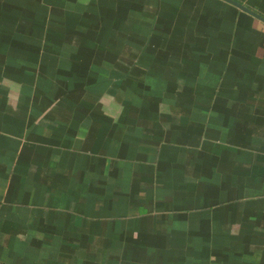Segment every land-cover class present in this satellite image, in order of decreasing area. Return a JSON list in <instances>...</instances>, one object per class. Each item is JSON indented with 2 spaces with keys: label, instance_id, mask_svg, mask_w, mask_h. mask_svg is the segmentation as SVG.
I'll return each instance as SVG.
<instances>
[{
  "label": "crops",
  "instance_id": "crops-1",
  "mask_svg": "<svg viewBox=\"0 0 264 264\" xmlns=\"http://www.w3.org/2000/svg\"><path fill=\"white\" fill-rule=\"evenodd\" d=\"M75 1L0 0V264H264V20L227 0ZM84 11L171 34L150 55L122 38L81 55V33L49 54L48 17Z\"/></svg>",
  "mask_w": 264,
  "mask_h": 264
},
{
  "label": "trees",
  "instance_id": "trees-1",
  "mask_svg": "<svg viewBox=\"0 0 264 264\" xmlns=\"http://www.w3.org/2000/svg\"><path fill=\"white\" fill-rule=\"evenodd\" d=\"M134 3V2H133ZM135 4V3H134ZM97 14V13H84L79 15H61L62 18L57 17L54 13L48 17L49 24H51V27H53L49 33L54 32V28L56 24L59 22H64L63 28L59 29L56 34L52 35L53 37H48L49 42L54 41L59 38H64L67 40L69 36L72 33H81L84 34V37H92L94 40L97 41V43L89 45V46H81V55L89 54L91 56L93 55H102L104 53H111V54H120V48L119 46V38H122L124 40V43L127 42V48H129V51L134 48L135 44L137 43L139 45L140 49H145V54H154L157 50V47H159V44L157 45L156 41L157 39H167L169 37L170 32L165 31L162 27V25H159L161 23L160 18L152 19L149 18L146 20L148 23H144L143 26L147 27L146 30H137L135 28L130 29V25L134 26V19H129L130 25L128 29L123 28V25H119V22L123 21L125 22L124 16H121L122 14ZM130 17H133L131 14H129ZM129 17V18H130ZM71 18L72 21L68 22L67 20ZM80 19L81 27H84L85 30H77V29H69V26H72L73 19ZM148 18V17H147ZM117 20V23L110 22ZM70 24V25H68ZM136 24V19H135ZM80 26V25H79ZM144 29V28H143ZM102 39H106L104 42L101 41ZM111 39V40H110ZM137 39V40H136ZM161 42V41H159ZM107 43V44H105ZM153 44H156L154 46ZM67 43L65 42V48ZM63 45L58 44L55 46L54 44L50 46L48 49V53H55L61 52L63 49ZM98 60V58L96 59ZM98 62V61H97ZM91 76H94V79L90 78V82L88 83L89 86H91L93 83H98L100 80L99 77L101 76L100 73H93L91 72ZM82 78V75H81ZM80 78V80H81ZM87 79V78H86ZM85 93H82L80 95V101L83 103L85 102Z\"/></svg>",
  "mask_w": 264,
  "mask_h": 264
},
{
  "label": "rangeland",
  "instance_id": "rangeland-1",
  "mask_svg": "<svg viewBox=\"0 0 264 264\" xmlns=\"http://www.w3.org/2000/svg\"><path fill=\"white\" fill-rule=\"evenodd\" d=\"M54 1V0H53ZM78 1H81V0H76L75 2H73L74 4H75V6H79V5H81V3L80 2H78ZM46 2V1H45ZM82 2H84V0H82ZM67 9H71V11H73L74 10V8H72V6H71V8H67ZM85 9H87V8H85ZM85 13V11L83 12V14ZM68 22H71L72 21V19L71 18H69L68 20H67ZM32 32H34V31H32ZM33 37V36H32ZM106 39H102L101 41H105ZM122 43H124V41H122ZM122 45V44H121ZM50 46H51V42H49L48 43V49L50 48ZM131 53H132V51L134 52V53H137V52H139L140 50L137 48V47H134V48H132L131 50ZM123 59H125V58H127V60L130 62V60H133L132 59V57H131V54H130V56H129V54H127V56H125V55H123V57H122ZM33 71L35 72V69L33 68ZM33 75H36V73H32V76ZM46 78V76L44 75V76H41L40 78ZM39 78V79H40ZM51 79V78H50ZM56 80V79H55ZM51 81H53L52 79H51ZM106 99H110V104H107V105H105V107H104V109L105 110H108V111H114V113L113 114H115L116 113V115H117V112H119V109H120V103L119 102H117L118 100H114L115 98H113V97H109V95H104L103 96V101L104 102H106L107 100ZM116 101V102H115Z\"/></svg>",
  "mask_w": 264,
  "mask_h": 264
},
{
  "label": "water",
  "instance_id": "water-1",
  "mask_svg": "<svg viewBox=\"0 0 264 264\" xmlns=\"http://www.w3.org/2000/svg\"><path fill=\"white\" fill-rule=\"evenodd\" d=\"M227 1H229V2H231V3H233V4L237 5V6H239L241 9H243V10L251 13L255 17L264 20V18L261 15H259L258 13H255L254 11H252L251 9H249L248 7H246L245 5L239 3V2H237L235 0H227Z\"/></svg>",
  "mask_w": 264,
  "mask_h": 264
}]
</instances>
